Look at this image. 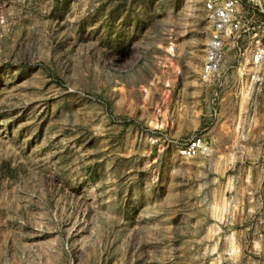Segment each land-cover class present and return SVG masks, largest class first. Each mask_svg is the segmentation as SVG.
Returning <instances> with one entry per match:
<instances>
[{"label":"rangeland","instance_id":"1","mask_svg":"<svg viewBox=\"0 0 264 264\" xmlns=\"http://www.w3.org/2000/svg\"><path fill=\"white\" fill-rule=\"evenodd\" d=\"M207 1L0 0V264H264V0L208 84Z\"/></svg>","mask_w":264,"mask_h":264},{"label":"built area","instance_id":"2","mask_svg":"<svg viewBox=\"0 0 264 264\" xmlns=\"http://www.w3.org/2000/svg\"><path fill=\"white\" fill-rule=\"evenodd\" d=\"M242 0H208L204 7L211 22V31L205 48V57L202 63L199 78L203 83H212L223 73V66L228 55L234 52L236 57L245 56L246 52L240 44L250 27L243 25L240 11ZM258 0H248V3H256ZM245 62V59H244ZM264 63V39H256L249 57V81L256 85L261 81V69ZM243 62L237 63L233 68L237 72L244 69ZM179 157L184 160H193L201 155L211 153V144L203 135L175 142Z\"/></svg>","mask_w":264,"mask_h":264},{"label":"crops","instance_id":"3","mask_svg":"<svg viewBox=\"0 0 264 264\" xmlns=\"http://www.w3.org/2000/svg\"><path fill=\"white\" fill-rule=\"evenodd\" d=\"M245 38H246V36L244 35V37H243V40H245ZM236 59V55L234 54V52H231L229 55H228V58H227V60H226V63L224 64V66H223V72H226V73H229V72H233V73H231V74H234L235 72L233 71L234 70V68L232 69V66L235 64V62H234V60ZM229 78L230 79H232V81L233 82H235V80H234V77H233V75H231V77L229 76ZM228 81L229 80H227V83H228ZM234 88H235V86L232 84L231 86H230V90L231 91H234ZM160 125V124H159ZM214 126H216V123L215 124H213V127ZM212 127V128H213ZM177 133L176 132H174V136L172 137V138H174V139H176V140H184L185 138H184V136L183 135H176ZM187 139V138H186Z\"/></svg>","mask_w":264,"mask_h":264}]
</instances>
